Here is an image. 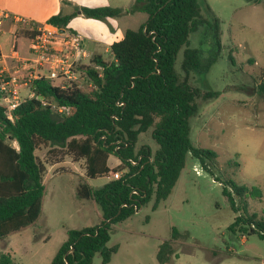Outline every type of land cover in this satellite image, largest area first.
I'll use <instances>...</instances> for the list:
<instances>
[{
  "label": "trees",
  "instance_id": "16d2710c",
  "mask_svg": "<svg viewBox=\"0 0 264 264\" xmlns=\"http://www.w3.org/2000/svg\"><path fill=\"white\" fill-rule=\"evenodd\" d=\"M137 12L147 14L146 21L137 29H127L123 39L110 46L112 60L93 55L90 65L81 68L90 91L74 83L61 87L57 81L42 77L31 85L35 97L21 103L10 117L0 105V240L31 226L42 214L46 169L36 156L40 145L65 149L75 161L84 160L89 179L112 170L123 172L121 179L99 188L79 185L77 196L94 200L102 220L93 227L68 230L50 264H92L97 254L102 264H109L119 250L118 245H108L115 224L127 221L153 196L154 210L165 201L188 157L208 171L209 163L216 164V152L196 147L190 137V120L197 114L195 100L200 91L190 85L189 77L192 72H208L212 61L190 48L189 38L205 24L219 30L217 18L213 23L203 19L199 0H134L128 8L75 5L70 13L61 11L50 17L47 24L66 31L78 14L107 22L108 18ZM26 32L30 38L36 34ZM183 47L181 68L185 76L181 80L175 63ZM218 95L208 92L204 96ZM53 105L69 112L63 116ZM150 128L158 149L152 152L142 146L137 151L140 134ZM110 157L117 158L120 165L111 169ZM59 168L53 166L55 172ZM225 186L231 208L239 214L242 207H238L233 192L243 197L240 191L245 193L246 188L233 181ZM231 230L243 235L264 232V221L242 213ZM176 233L173 229V239ZM174 253V246L162 247L159 262L163 264ZM0 264L15 261L10 253H2Z\"/></svg>",
  "mask_w": 264,
  "mask_h": 264
},
{
  "label": "rangeland",
  "instance_id": "374dc122",
  "mask_svg": "<svg viewBox=\"0 0 264 264\" xmlns=\"http://www.w3.org/2000/svg\"><path fill=\"white\" fill-rule=\"evenodd\" d=\"M112 1L128 8L134 0ZM199 1L203 19L213 23L217 18L219 30L205 24L189 38V47L199 50L202 59L212 61L208 72H192L189 77L190 85L200 91L195 100L197 114L190 120V137L196 147L216 152V164L209 163L208 171L188 157L165 201L154 210L153 196L127 221L115 224L109 245L120 246V252L113 255V264H162L159 250L167 245L174 246L175 253L163 264H264V232L243 235L231 230L242 213L264 221V0ZM126 15L130 29L139 28L147 19L141 12ZM26 28L24 24L17 33V49L22 54L29 45ZM185 48L175 63L181 80ZM97 54L112 60L110 52L100 51L74 66L77 84L85 92L90 91V85L81 68L89 66ZM208 92L219 95L207 98ZM21 96L29 98L27 87H22ZM137 145V151L142 146L152 152L158 149L152 128L140 134ZM36 156L46 169L42 214L31 226L0 240V255L10 253L15 264H48L66 241L68 230L95 226L102 220L97 204L77 196L79 185L89 181L84 160L75 161L65 149L50 145H40ZM114 163L111 158L112 168L117 167ZM54 165L61 168L55 172ZM103 181L100 178L91 184ZM227 181L246 188L245 193L240 191L243 197L233 192L242 207L239 214L224 193ZM173 229L177 231L174 239ZM92 264H102L99 254Z\"/></svg>",
  "mask_w": 264,
  "mask_h": 264
},
{
  "label": "crops",
  "instance_id": "0c3cea01",
  "mask_svg": "<svg viewBox=\"0 0 264 264\" xmlns=\"http://www.w3.org/2000/svg\"><path fill=\"white\" fill-rule=\"evenodd\" d=\"M75 5L90 8L106 6L126 7L116 6L112 0H0V71L14 74L18 67L16 54L22 58H28L30 56L29 45L26 54H22L18 49H16L17 52L14 50L15 44H18L20 40L17 37V33H19L24 24L27 25L26 31L34 30L40 25L46 24L50 17L57 15L61 11L63 13H70L71 11L69 9L72 10V7ZM130 15L132 14L126 16ZM127 29L130 28L127 27L123 16L119 18H108L107 23H105L94 19H87L78 14L68 25V30H73L82 36L88 54L100 51L109 52L110 46L114 42L123 39ZM28 40L30 41V38ZM111 158L115 157H110L108 161V166L112 169L110 166ZM115 162H117L114 163L117 166L120 165V161L117 158H115ZM100 178L104 179L101 184H91V182ZM107 182H109L107 175L87 181L93 188L102 187ZM91 201L93 204H97L94 200ZM114 245L111 244L109 246ZM119 252L120 246L115 255ZM51 260L48 264H50ZM109 264H113V259H111Z\"/></svg>",
  "mask_w": 264,
  "mask_h": 264
},
{
  "label": "built area",
  "instance_id": "2783aa9c",
  "mask_svg": "<svg viewBox=\"0 0 264 264\" xmlns=\"http://www.w3.org/2000/svg\"><path fill=\"white\" fill-rule=\"evenodd\" d=\"M31 31L36 34L29 41L30 56L22 58L16 54L18 67L14 74L0 71V91L2 93L0 105L5 106L6 115L9 117L21 103L35 97L31 85L38 78L55 80L61 87L77 84L78 75L74 71V66L78 61L88 57L84 40L77 33L61 31L47 23ZM14 50L17 52L15 46ZM62 77L68 78L69 81H61ZM22 87L29 89L28 99L22 98ZM53 109L63 116L69 112L68 108L55 105ZM122 176L123 172L112 170L107 178L112 181L119 180Z\"/></svg>",
  "mask_w": 264,
  "mask_h": 264
},
{
  "label": "water",
  "instance_id": "95a60500",
  "mask_svg": "<svg viewBox=\"0 0 264 264\" xmlns=\"http://www.w3.org/2000/svg\"><path fill=\"white\" fill-rule=\"evenodd\" d=\"M79 13H81V12H79Z\"/></svg>",
  "mask_w": 264,
  "mask_h": 264
}]
</instances>
